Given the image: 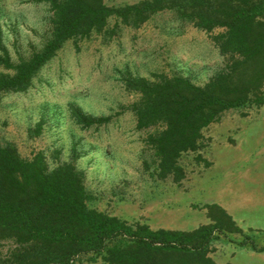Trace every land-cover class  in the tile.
I'll use <instances>...</instances> for the list:
<instances>
[{
  "label": "rangeland",
  "instance_id": "obj_1",
  "mask_svg": "<svg viewBox=\"0 0 264 264\" xmlns=\"http://www.w3.org/2000/svg\"><path fill=\"white\" fill-rule=\"evenodd\" d=\"M50 4L0 0L1 44L12 63L29 58L49 38ZM114 21L109 20V28ZM116 31L109 40L93 33L78 42V50L66 41L27 90L1 94L0 142L13 144L23 158L42 151L50 168L72 161L84 171L86 187L97 199L93 205L129 223L191 230L206 223V204H218L241 231L215 233L208 255L219 264H264V251L251 248L252 243L264 246V103L229 109L206 126L203 147L179 159L182 179L154 177L139 159L146 133L135 129V117L125 109L139 95L125 89L123 76L180 74L203 85L226 57L208 33L171 10L154 14L138 28L119 24ZM71 106L111 119L82 127L71 117ZM198 154L204 161L197 160ZM13 247H0V264H10L6 261Z\"/></svg>",
  "mask_w": 264,
  "mask_h": 264
},
{
  "label": "trees",
  "instance_id": "obj_2",
  "mask_svg": "<svg viewBox=\"0 0 264 264\" xmlns=\"http://www.w3.org/2000/svg\"><path fill=\"white\" fill-rule=\"evenodd\" d=\"M50 1L51 32L39 51L12 63L0 37V67L12 71H0V95L27 90L66 41L78 50V42L93 33L109 40L119 24L138 28L165 10L208 33L226 57L203 85L180 74L123 76L125 89L139 95L125 109L134 115L135 129L146 133L139 159L154 177L182 179L179 159L203 147L206 126L229 109L264 103V0H139L112 6L105 0ZM110 19L115 24L109 28ZM70 113L82 127L111 119L76 106ZM196 158L204 161L199 154ZM96 200L84 171L72 161L50 168L42 151L23 158L13 144L0 142V247L14 245L6 263L74 264L85 259L100 264H219L208 255L215 233L241 231L215 203L204 206L208 223L177 230L129 223L94 206ZM251 248L264 251L253 243Z\"/></svg>",
  "mask_w": 264,
  "mask_h": 264
},
{
  "label": "crops",
  "instance_id": "obj_3",
  "mask_svg": "<svg viewBox=\"0 0 264 264\" xmlns=\"http://www.w3.org/2000/svg\"><path fill=\"white\" fill-rule=\"evenodd\" d=\"M206 223H208L209 219L207 217H205Z\"/></svg>",
  "mask_w": 264,
  "mask_h": 264
}]
</instances>
